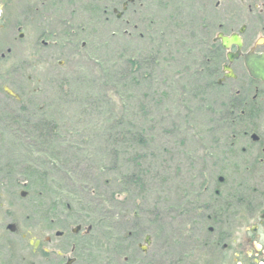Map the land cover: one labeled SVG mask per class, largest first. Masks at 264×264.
Wrapping results in <instances>:
<instances>
[{"label":"rangeland","instance_id":"1","mask_svg":"<svg viewBox=\"0 0 264 264\" xmlns=\"http://www.w3.org/2000/svg\"><path fill=\"white\" fill-rule=\"evenodd\" d=\"M121 1L69 0L37 34L0 33V264H197L188 228L211 213L219 146L235 153L227 190L264 194V120L227 124L236 88L205 85L211 24L161 1L117 18Z\"/></svg>","mask_w":264,"mask_h":264},{"label":"flooded vegetation","instance_id":"2","mask_svg":"<svg viewBox=\"0 0 264 264\" xmlns=\"http://www.w3.org/2000/svg\"><path fill=\"white\" fill-rule=\"evenodd\" d=\"M160 1L165 8L175 7L184 15L196 14L204 19V22L211 24L213 30L209 32L215 34L211 44L219 46L221 57L223 55V62L214 75L216 84L221 87L229 83L231 90L236 88L233 91V102L237 106L234 107L232 102L229 104L226 114L229 121L226 123L234 124L236 119L264 120V81L253 78L245 65V55L264 54V0H124L121 1L122 12L118 13L113 8L111 13L121 18L128 5L138 7L148 2L155 4ZM67 2L69 3V0H0V33L12 24L20 40L30 37L34 32L37 34L36 25L41 28L44 23L42 20L48 21L53 12ZM103 12L106 14L107 9ZM38 34L39 38H42V35L52 33L39 30ZM219 35H238L241 40L239 52L236 45H231L228 50L223 49ZM34 46V52L40 50L38 43ZM39 46L51 47L44 40ZM10 51V48H7L6 52ZM237 52L238 56L229 61L228 53L235 55ZM253 129L252 126L245 131L251 139ZM232 147L233 145L219 146L214 150L217 154L216 162L220 167H217L219 174L212 190L211 213L205 216V223L192 224L188 228L198 232V239L194 244L190 243V250L186 252L188 257L185 259L189 260L195 256L197 264H264V194L249 192L235 197L228 191V185L233 183L229 175L234 167L231 162L235 158ZM261 151L264 152V148ZM245 172L250 173L251 170L245 167ZM199 207L203 208L201 204ZM202 218L203 214L195 216L197 220ZM60 232L62 235L55 237L62 238L65 232ZM22 238H26V235L23 234ZM30 239L32 238L28 239V244ZM33 241H38L37 247H32L33 252L40 248L42 255L45 253L49 256L50 249L40 247V239ZM44 241L49 243L50 240L45 238ZM70 245L73 251L72 239Z\"/></svg>","mask_w":264,"mask_h":264},{"label":"water","instance_id":"3","mask_svg":"<svg viewBox=\"0 0 264 264\" xmlns=\"http://www.w3.org/2000/svg\"><path fill=\"white\" fill-rule=\"evenodd\" d=\"M220 36V41H221V47L225 50H228L231 45H236L238 47V52L239 49L241 48V40L238 35H232L230 37L219 35ZM233 55L231 53H228V60L231 61L233 57L238 56V53ZM245 65L248 71L250 72L251 76L255 79H259L264 81V54L263 55H245ZM3 90L8 94L13 96L16 100L19 99L18 95L14 93L12 90H10L8 87L4 86ZM252 139L257 140L258 137L255 134H252ZM25 191L20 192L21 197L26 196ZM7 229L10 230L11 232H14L16 230V226L14 223H10L7 225ZM81 230V226L77 225L74 228L71 229L72 233L77 234ZM56 236H61L62 232L56 231L55 232ZM144 246L139 244V248L141 249L142 252L146 251L147 246L150 244V236L146 235L144 237ZM29 244L35 249L38 245V241H33L32 239L29 240ZM74 258H70L67 260L65 264H72Z\"/></svg>","mask_w":264,"mask_h":264},{"label":"trees","instance_id":"4","mask_svg":"<svg viewBox=\"0 0 264 264\" xmlns=\"http://www.w3.org/2000/svg\"><path fill=\"white\" fill-rule=\"evenodd\" d=\"M206 57H210L211 60H210V62H207L206 61V69H204L203 75L207 78L205 85L207 87H211L212 84H214L213 83V79L211 77L215 75V73L217 72V70L219 68V61H220V58H221V55H220V47L217 46V45H215V44H211L210 43L209 50H208V53H207V56ZM130 65L133 66L134 63L131 61ZM197 74H199V73L197 72ZM198 86L197 87L195 86L196 88H194L193 90H191L189 92H192L194 94L200 93L202 89H200ZM232 104H233L234 107L237 106L236 103H234V102H232ZM226 120L229 121V117H226ZM41 127L44 130H49L48 127H50V124H48V123L46 124V122L38 123V128L41 129ZM44 137H47V134L44 135ZM134 138H136L138 141L141 142L143 140L142 139L143 138V135L142 134H136L134 136ZM44 219L46 220L45 222L48 223L47 221L49 219H48V215L47 214H46V216H44ZM76 236H77L76 234H73L72 233V235H71L72 241H77V237ZM43 255L46 256L47 254L43 253Z\"/></svg>","mask_w":264,"mask_h":264}]
</instances>
